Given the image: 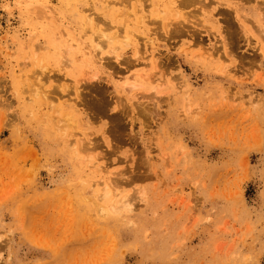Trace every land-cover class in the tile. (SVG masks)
Here are the masks:
<instances>
[{
	"label": "rangeland",
	"instance_id": "374dc122",
	"mask_svg": "<svg viewBox=\"0 0 264 264\" xmlns=\"http://www.w3.org/2000/svg\"><path fill=\"white\" fill-rule=\"evenodd\" d=\"M174 1L0 0V264H264V0Z\"/></svg>",
	"mask_w": 264,
	"mask_h": 264
},
{
	"label": "bare ground",
	"instance_id": "6f19581e",
	"mask_svg": "<svg viewBox=\"0 0 264 264\" xmlns=\"http://www.w3.org/2000/svg\"><path fill=\"white\" fill-rule=\"evenodd\" d=\"M175 2L176 1H174V4L176 5L175 6L176 8H178L180 6H184V4H185V2L183 0H178L176 3ZM97 48H99V47L97 46ZM61 59L63 61L64 58H61ZM148 65H149L148 67H150L151 65H153V63L152 62H149ZM149 77H151V76H149ZM129 88H131V86ZM30 93L33 94L34 97H37L40 94V89L39 88H35L32 91H30ZM51 112L53 114H51V115L48 116L49 121L51 122V124L54 125V127L57 125L55 128L58 129V127H61L62 126L61 124L64 123V116L61 115V111L59 109L58 110L57 109H54V107H51ZM54 121H56V122H54ZM55 123H56V125H55ZM61 128H64V127L62 126ZM72 141H73V145H75V143H77V144L83 143L82 140H75V141L72 140ZM87 150H88L87 147L81 148V151H87ZM91 167H93V165H91ZM110 186H111L110 184L109 185H106V187H105V189L103 191L104 194L103 195H98L97 196V200L98 199H105L106 197H108L110 195V192H111L109 190ZM117 195L115 194L114 196L117 197ZM112 202H113V210H115V211H119V210H122V209H130V207H131L130 201L126 200L125 198L119 200L118 202L117 201H114V200Z\"/></svg>",
	"mask_w": 264,
	"mask_h": 264
}]
</instances>
